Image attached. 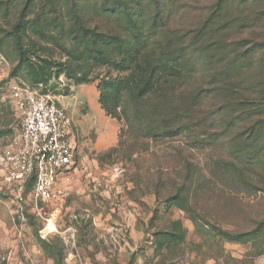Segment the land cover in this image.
Here are the masks:
<instances>
[{
    "label": "rangeland",
    "instance_id": "1",
    "mask_svg": "<svg viewBox=\"0 0 264 264\" xmlns=\"http://www.w3.org/2000/svg\"><path fill=\"white\" fill-rule=\"evenodd\" d=\"M135 38L177 70L136 103ZM224 80L264 88V0H0V147L18 85L58 103L76 148L46 201L0 176V264H264V143L232 140Z\"/></svg>",
    "mask_w": 264,
    "mask_h": 264
},
{
    "label": "built area",
    "instance_id": "2",
    "mask_svg": "<svg viewBox=\"0 0 264 264\" xmlns=\"http://www.w3.org/2000/svg\"><path fill=\"white\" fill-rule=\"evenodd\" d=\"M14 115L7 141L0 147V176L9 198L48 200L75 163L71 125L48 94L18 85L9 89Z\"/></svg>",
    "mask_w": 264,
    "mask_h": 264
},
{
    "label": "trees",
    "instance_id": "3",
    "mask_svg": "<svg viewBox=\"0 0 264 264\" xmlns=\"http://www.w3.org/2000/svg\"><path fill=\"white\" fill-rule=\"evenodd\" d=\"M213 17V16H212ZM211 17V18H212ZM209 18V20L211 19ZM207 20V21H209ZM206 21V22H207ZM79 22V21H78ZM79 28L82 34H87L90 36L88 38L89 45L101 49L100 46H97L96 38H97V30L95 31H88L86 25L84 22H79ZM136 26V23L134 24ZM194 33L190 32V34ZM197 35V39H202L205 36H207L209 33L207 29H201L199 28L197 32L195 33ZM211 34V33H210ZM86 35V36H87ZM102 37V36H98ZM137 38V37H136ZM135 38V39H136ZM149 37L142 38V43L145 46V43H147ZM115 43L118 45L120 42L118 38H114ZM137 40V39H136ZM196 42V41H195ZM108 44H111V41L108 42ZM137 49H133L131 54L138 55V59L135 62V67L138 68L137 75L139 77H144L142 81H140L137 85H134L133 83H128L127 88L125 90H131L133 91V99L136 102L143 101L146 99V97L149 95L150 90L153 88L154 83V76L157 74H160L158 83L159 85H167L169 86L171 80L174 79L176 76V68L174 67V59L171 61V63L165 61L166 57H170L171 54H167L166 56H163L162 58H155L152 59V62H147L145 58L141 56L140 52H143V49L140 47L141 40H137ZM197 44V42H196ZM196 44L191 45L192 47L197 46ZM199 44V43H198ZM247 52H240V55H245ZM122 54V51H121ZM99 56L101 58H104L108 61H112V57H107V55L104 53H99ZM141 56V59H140ZM47 71L51 69H58L63 71V64H56V63H47ZM116 69H121V65H115ZM144 67L149 69V72L144 74ZM45 67L40 70V73L44 74ZM156 84V86H157ZM233 84H230L229 81L224 80V86L221 87L220 92H223V98L228 97L230 93L235 94L231 96L229 99H227V102L224 104L223 110L227 111L228 119L226 120V129L230 130L234 126H236L237 123V130L235 133H233L232 140L239 139L243 142L246 140L244 145V149L247 151L251 146L252 143H255L257 141H262L264 143V88L257 89L261 92H256L253 95H243L241 94V91L233 90L232 88ZM124 90V91H125ZM45 94V93H44ZM102 96V94H101ZM122 95H120L121 97ZM236 119V121H235ZM164 123L159 124V127L157 126L156 129L154 128V131L158 130V132H167V127L169 128V121H163ZM167 134V133H166ZM261 136V137H259ZM244 137V138H243ZM243 138V139H242Z\"/></svg>",
    "mask_w": 264,
    "mask_h": 264
},
{
    "label": "bare ground",
    "instance_id": "4",
    "mask_svg": "<svg viewBox=\"0 0 264 264\" xmlns=\"http://www.w3.org/2000/svg\"><path fill=\"white\" fill-rule=\"evenodd\" d=\"M51 226V225H50Z\"/></svg>",
    "mask_w": 264,
    "mask_h": 264
}]
</instances>
